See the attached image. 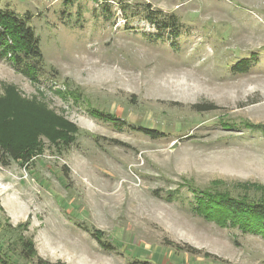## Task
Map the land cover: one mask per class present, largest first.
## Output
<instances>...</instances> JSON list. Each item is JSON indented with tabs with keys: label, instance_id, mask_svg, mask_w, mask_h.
Returning a JSON list of instances; mask_svg holds the SVG:
<instances>
[{
	"label": "rangeland",
	"instance_id": "1",
	"mask_svg": "<svg viewBox=\"0 0 264 264\" xmlns=\"http://www.w3.org/2000/svg\"><path fill=\"white\" fill-rule=\"evenodd\" d=\"M148 4L176 25L159 29ZM0 5L30 14L45 65L34 81L0 59V137L34 145L29 162L0 165L5 259L264 264L262 236L197 210L204 194L264 200V0Z\"/></svg>",
	"mask_w": 264,
	"mask_h": 264
},
{
	"label": "trees",
	"instance_id": "2",
	"mask_svg": "<svg viewBox=\"0 0 264 264\" xmlns=\"http://www.w3.org/2000/svg\"><path fill=\"white\" fill-rule=\"evenodd\" d=\"M151 8L150 4L145 7L148 17L147 19L156 21V23H158L156 25L159 29H169L176 25L175 20H171V23L166 20H158L157 14L159 13ZM29 22L30 14L22 16L0 5V59L9 60L17 70L36 81L40 76L45 75V72H43L45 65L40 38ZM251 62L250 58L243 59L235 64L233 69L237 72H246L248 71ZM50 77L55 78L56 76L51 75ZM194 107H198L201 111L213 109V107ZM93 114L106 120H116V117L110 113L94 111ZM133 128L144 132L152 138H158L164 135L158 130L148 129L145 127L137 128L133 126ZM253 128L264 129V125H256ZM66 141H70V139ZM22 143L24 142H20L16 139L4 141L0 137L1 166H8L11 163V160H19L23 163H27L31 160L34 154V145L32 143ZM204 195L208 198V200H206V197L204 196V198L200 199L199 202H201V205L197 208L203 216L224 226L228 224H239L243 230L260 235L264 238V200L250 201L245 198H234L231 195L218 198L209 197L206 194ZM213 215H215L214 218ZM95 236L99 239L104 248L109 250L113 249V246L106 244L102 240L98 232L95 233ZM22 245L23 254L26 259L36 257L37 250L32 239L24 238ZM0 263L15 264L10 262L8 259H5L1 254ZM36 264L66 263L61 260L53 262L42 257H38Z\"/></svg>",
	"mask_w": 264,
	"mask_h": 264
}]
</instances>
